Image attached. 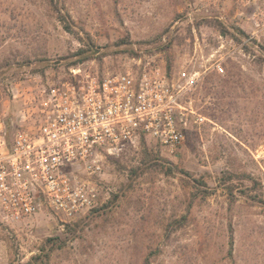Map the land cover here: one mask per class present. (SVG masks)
I'll return each mask as SVG.
<instances>
[{"label": "rangeland", "instance_id": "rangeland-1", "mask_svg": "<svg viewBox=\"0 0 264 264\" xmlns=\"http://www.w3.org/2000/svg\"><path fill=\"white\" fill-rule=\"evenodd\" d=\"M57 2L69 31L48 0H0V117L12 133L24 97L80 65L115 73L152 63L171 65L176 77L197 74L189 100L207 121L176 155L148 140L109 160L97 208L120 195L109 209L68 222L50 212L0 221V264H35L49 238L64 243L48 264H141L150 250L158 253L152 264H264V204L251 197L262 190L243 195L252 183L235 178L233 198L223 185L230 172L264 186V0ZM89 48L92 58L74 65ZM183 217L181 229L167 230Z\"/></svg>", "mask_w": 264, "mask_h": 264}, {"label": "built area", "instance_id": "built-area-1", "mask_svg": "<svg viewBox=\"0 0 264 264\" xmlns=\"http://www.w3.org/2000/svg\"><path fill=\"white\" fill-rule=\"evenodd\" d=\"M196 77L152 63L115 73L80 65L25 96L14 133L0 117V221L44 212L74 221L102 204L109 160L143 140L178 154L207 121L189 100Z\"/></svg>", "mask_w": 264, "mask_h": 264}, {"label": "trees", "instance_id": "trees-1", "mask_svg": "<svg viewBox=\"0 0 264 264\" xmlns=\"http://www.w3.org/2000/svg\"><path fill=\"white\" fill-rule=\"evenodd\" d=\"M48 5H50L53 9H55L58 13V21L63 23L65 25V29L66 30H70L71 29V22H70V18L68 16V14L64 13L62 11L61 8H59V5H60V2H57L55 3V0H48ZM239 33L244 36V37H248L246 35V33L243 31V30H239ZM262 49V52L264 53V47L261 48ZM95 54V51L91 48L89 49H81L79 50V52H77L75 54V57H76V61L73 62L74 65H76L77 63H80V62H85L86 60H89L92 58V56ZM171 73V65L168 67V74ZM142 143L145 145L146 141L143 140ZM146 151V154L149 155L147 149L145 150ZM134 175H137V171H134ZM235 178H238L239 180H241L243 183L245 182H249V183H252V186L251 187H248L246 184H244V189L241 190V193L243 195H249V192L250 191H253V189H258V190H262V192H260V194H256L255 196H251L252 199L255 200V202L257 203H261V204H264V186L263 184L254 179L253 176L251 174H247V173H241V174H235V173H230V172H226L224 177H223V182L229 193V196L231 197H235V191L238 189L237 185L233 183V180ZM198 181L199 183L203 184V185H206L205 182L201 181L200 180H196ZM229 183V184H227ZM131 186V183L128 184ZM205 193H207L205 191ZM121 196L118 195V194H115L113 195V199L109 201V203L105 204L103 206V208H101L102 210H106V209H109L111 208L112 206L115 205L116 202H118L120 200ZM205 198V196L203 197V199ZM101 209H94L92 210V212H100ZM185 221H187V218L186 217H183L179 220H174L172 221L169 225H168V229H170L169 231L172 232V230L175 232V231H178L179 229H181L183 226H184V223ZM75 226H79L80 223L77 222L75 224H73ZM69 228H70V225H68ZM229 229H230V239H231V249L229 250V253H228V256L227 258L231 257L232 255V247H233V236H232V225L230 223L229 225ZM74 231V230H73ZM63 243L61 241L60 238H49L47 239V241L45 242V246L42 247L41 249V254H39L38 256H35L33 259L35 261V264H48L50 259H51V254H52V251H54L55 249H61L63 247ZM158 257V253L156 251H153V250H150L146 255L145 257L143 258L141 264H152L153 261H155ZM224 263V262H223ZM227 263V262H226ZM225 264V263H224Z\"/></svg>", "mask_w": 264, "mask_h": 264}, {"label": "water", "instance_id": "water-1", "mask_svg": "<svg viewBox=\"0 0 264 264\" xmlns=\"http://www.w3.org/2000/svg\"><path fill=\"white\" fill-rule=\"evenodd\" d=\"M28 264H32V263H28Z\"/></svg>", "mask_w": 264, "mask_h": 264}]
</instances>
